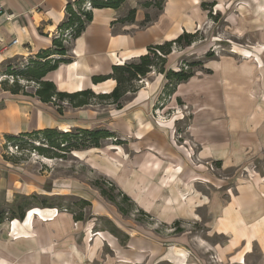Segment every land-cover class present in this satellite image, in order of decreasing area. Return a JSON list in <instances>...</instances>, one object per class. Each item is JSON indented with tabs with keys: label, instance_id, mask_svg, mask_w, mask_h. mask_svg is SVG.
Instances as JSON below:
<instances>
[{
	"label": "crops",
	"instance_id": "crops-1",
	"mask_svg": "<svg viewBox=\"0 0 264 264\" xmlns=\"http://www.w3.org/2000/svg\"><path fill=\"white\" fill-rule=\"evenodd\" d=\"M68 1L0 0L3 12L13 14L11 20L0 14V70L52 47ZM147 1L152 0H126L118 9H94L92 21L72 43V61L61 64L45 79L60 91L91 88L96 93L110 92L115 80L94 83L92 77L111 73L114 65L146 54L151 45L173 40L184 31H200L210 21L209 10L202 3L214 2L216 13L238 36L252 38V44L241 52L253 56L207 58L205 53L203 66L211 73L196 71L177 86L165 105L172 109L180 100L188 106L190 117L187 123L184 120V130L196 147L194 161L190 162L178 146H185L184 139L179 138L176 146L171 135L182 118L164 121L154 116L167 82L164 74L148 77L141 89L125 96L122 108L110 104L74 108L65 103L62 114L35 96L0 89V210H29L33 207L28 200L37 193L36 187L26 189L21 184L17 163L10 164L2 157L6 136L44 128H105L123 143L109 139L117 150L115 155L114 149H109L93 159L102 177L112 180L153 221L155 217L164 221L173 229L172 235L187 232L185 221H203L198 209L204 207L208 216L203 222L209 230L228 234L227 247L239 244L244 237L238 214H261L257 222L264 223V0H164L161 9L143 6ZM132 8L136 9L134 22L117 21ZM146 14L152 21L142 25ZM93 150L105 151L103 144L83 151ZM256 162L261 167L243 177L241 172ZM212 164L222 171L233 170V176L219 178L210 169ZM92 181L88 183L91 192H83L85 189L78 186L74 191L78 198L91 202L85 220L76 221L72 212L59 209L53 220H37L33 237L12 241L6 239L5 225L13 221L18 223V231L26 230L27 223L23 227L21 223L27 214L23 220L1 223L0 264L143 263L149 242L138 240L129 226L132 221H151L123 215ZM231 184L235 194L224 199ZM23 189L30 191L23 192L24 198L20 194ZM105 220L128 235L125 243ZM176 222L181 232H175ZM227 247L224 250L230 251Z\"/></svg>",
	"mask_w": 264,
	"mask_h": 264
},
{
	"label": "rangeland",
	"instance_id": "rangeland-1",
	"mask_svg": "<svg viewBox=\"0 0 264 264\" xmlns=\"http://www.w3.org/2000/svg\"><path fill=\"white\" fill-rule=\"evenodd\" d=\"M152 1L159 2L160 0ZM213 14H216L214 9ZM251 39L238 36L222 18L219 17L218 20L210 18L209 23L197 33L196 42L189 47L175 49L174 53L168 55L165 66L168 69L177 70L184 63L202 61L205 53L207 54L209 51L214 52L216 58L222 56L242 58L243 54L253 56L252 54L241 52L245 47H249L252 44ZM23 62V59H18L14 61V64L20 65ZM4 70L5 67L0 72L2 73ZM155 73L158 74L155 71L151 72L145 81ZM7 78L11 84L13 80L10 77L5 75L0 76V80H6ZM21 83L24 85L28 84L25 81H21ZM32 86L28 88L29 91H33ZM0 89L3 90L1 85ZM154 116L164 121L172 117L182 118L180 119L182 123H178L171 130V135L175 138L174 144L176 146L179 138L184 139L185 146L184 144H179L178 146L182 148L185 156L189 158L188 160L193 162L196 147L190 144L192 142L184 130V120L187 123L190 117L188 106L183 102L178 103L177 101L172 109H166L165 107L154 109ZM22 140L25 148L22 151L15 150V157L16 159L18 158L17 160L15 159L16 162L7 159L3 150L1 154L10 164L17 163L19 173L22 175L21 184L26 189L36 187L37 193H31L30 197H35L29 199L28 202L33 208L27 212L25 221L21 223L22 227L27 223L29 228L27 227L28 229L26 230L18 231L16 227L19 225L13 221L5 225L4 231L7 234L6 237H8L6 239L11 241L12 239H28L33 237V227L34 225L36 226L37 220L46 222L53 220L58 215L60 212L59 208H45L43 206L44 202L53 205H57L58 203L67 205L78 198L74 192L76 191V186L80 189H85L83 192H91V187L88 184L89 181L104 176L95 167L93 159L98 154H103L104 152H108L109 149H114L111 141L108 140L103 142L105 151L74 152V154L68 155L67 159H51L33 150L32 146L39 144L34 138L25 136L22 137ZM116 152L117 150L114 149V155ZM260 167V164L256 162L251 164L250 167H246L245 173L241 172V174L243 177H248L253 169H259ZM210 169L221 179L227 180L226 177L233 176V170L222 171L215 164H212ZM212 186L214 187L215 185ZM226 191L229 194H226L224 199L231 198L235 194L234 185L228 186ZM23 192L30 191H22L20 193L22 198L27 197L23 195ZM88 213H90V210ZM198 213L203 221L208 216L204 207L199 208ZM238 215L242 222L241 235L244 238L239 244L228 246L230 251L224 250L227 247L225 244L229 239L228 234L209 230L207 225L201 220L198 223L196 221H185L183 226L187 232L181 235H172L173 229L164 225V221L156 217L154 218L155 221H151V224H136L132 221L129 227L138 240L145 238L149 242L147 259L141 264H264V227H260V224L263 222H257L261 219V214L254 213L252 217L246 214ZM138 216L139 214L136 213L133 218ZM249 226L251 227L248 228Z\"/></svg>",
	"mask_w": 264,
	"mask_h": 264
},
{
	"label": "trees",
	"instance_id": "trees-1",
	"mask_svg": "<svg viewBox=\"0 0 264 264\" xmlns=\"http://www.w3.org/2000/svg\"><path fill=\"white\" fill-rule=\"evenodd\" d=\"M125 2L126 0H69L65 6V19L57 27L52 47L42 49L33 56L22 58L24 62L20 65H15L13 62L5 66V70L2 73L0 72V76H8L13 81L10 84L8 78L6 80H0L2 89L10 91L13 94L35 96L42 102L51 103L56 106L58 112L61 114L63 113L65 103L74 108L95 104H110L117 108H122L125 96L127 94L136 93L141 89L144 86V81L147 76L155 71L158 74H164L167 79L155 106V109H160L165 107L175 93L177 86L180 83L188 81L196 71L201 70L206 73H211V70L204 68L203 61L184 63L177 70L172 68L168 69L165 66L168 55L173 53L175 49L189 47L196 42L197 33L199 32V30H197L193 33L184 31L173 40L151 45L146 54L128 60L122 64L114 65L111 73L92 77L94 83L103 82L108 79L115 80L116 85L110 92L96 93L91 88L74 92L60 91L52 81L45 79V76L49 72L58 69L61 64L70 63L72 61L70 55L72 43L82 35L87 25L92 21L94 9H118ZM163 2L164 0H160L159 2L147 1L142 5L145 7L155 6L161 9ZM214 6V2L202 3V7L209 10L210 18L218 20L220 14H213ZM135 15L136 9L132 8L125 17L117 21L122 23L134 22ZM151 21V16L146 14L142 25H146ZM213 56L214 52L211 51L206 54L207 58H212ZM21 81H25L28 84L24 85ZM31 85H33V91L28 90ZM179 103H182V101L179 100ZM25 136L32 137L35 141L39 142V144L32 146L33 150L51 159H67L68 155L74 154V152L91 148H100L103 142L109 139H112L116 144L123 143L116 138L114 132L105 128H74L69 130L44 128L31 132H24L16 136H6L7 142L4 144L3 148L7 159L16 162L15 150L22 151L25 148L22 142V137ZM92 185L100 191L104 198L115 204L123 215L131 216L138 213L139 216L136 217L137 221H143L144 219L146 221H153L148 213L139 209L132 199L120 190L109 178L102 176L98 177L92 181ZM43 205L70 211L74 214L75 220L80 221L86 219V211L91 206V202L83 198H76L67 205L58 203L55 206L53 204H48V202H44ZM29 210H22L16 213L2 209L0 210V224L7 220H23ZM106 223L110 225L111 232L118 236L122 243L127 241L128 235L123 234L109 220H107ZM173 225L175 232H181L183 230L179 227V222Z\"/></svg>",
	"mask_w": 264,
	"mask_h": 264
},
{
	"label": "built area",
	"instance_id": "built-area-1",
	"mask_svg": "<svg viewBox=\"0 0 264 264\" xmlns=\"http://www.w3.org/2000/svg\"><path fill=\"white\" fill-rule=\"evenodd\" d=\"M0 14L6 15V18L8 20H11L13 18V14H6L5 12H3V6L1 3H0ZM17 42H18V40H14V43H17Z\"/></svg>",
	"mask_w": 264,
	"mask_h": 264
}]
</instances>
